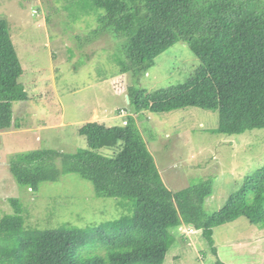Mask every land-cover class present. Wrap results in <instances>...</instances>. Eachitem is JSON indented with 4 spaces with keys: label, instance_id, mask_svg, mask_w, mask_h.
<instances>
[{
    "label": "trees",
    "instance_id": "16d2710c",
    "mask_svg": "<svg viewBox=\"0 0 264 264\" xmlns=\"http://www.w3.org/2000/svg\"><path fill=\"white\" fill-rule=\"evenodd\" d=\"M79 1L97 11L93 32L120 41L121 74L139 78L148 73L156 58L178 42L186 43L202 64L176 87L152 93L130 87L133 114L120 126L108 124L113 121L82 126L85 149L20 156L10 170L19 184L37 191L44 183L78 175L92 183L99 198L118 199L129 212L86 228L68 223L48 230L26 228L21 215L6 216L0 221V264H164L182 226L202 233L216 256V229L243 218L264 229V167L246 179L221 211L209 215L205 205L213 195V178L183 191L170 190L137 123L143 112L196 107L219 112L216 134L264 129V0ZM23 72L7 22L0 19V132L20 128L13 104L29 99L19 82ZM106 137L117 138L121 150L100 154ZM12 203L18 210V201Z\"/></svg>",
    "mask_w": 264,
    "mask_h": 264
},
{
    "label": "rangeland",
    "instance_id": "374dc122",
    "mask_svg": "<svg viewBox=\"0 0 264 264\" xmlns=\"http://www.w3.org/2000/svg\"><path fill=\"white\" fill-rule=\"evenodd\" d=\"M96 13L93 4L91 8L79 0L73 4L71 0H0V19L7 22L24 71L19 82L29 96L13 104L20 129L0 135V221L21 215L26 228L48 230L68 223L86 228L127 214L120 200L99 198L92 183L78 175L63 176L34 191L16 181L11 166L20 156L38 150L85 149L86 139L79 135L82 126L91 121L120 126L133 114L127 99L130 87L150 93L176 87L202 64L186 43L178 42L156 58L148 73L139 78L132 72L121 74L120 41L93 32L98 27ZM137 123L170 190L183 191L213 178V195L205 205L209 215L221 211L246 179L264 167V129L216 134L217 110L143 112ZM103 143L102 155L122 148L115 137H106ZM12 201H18L22 212ZM176 234L177 243L164 264H264V229L247 219L215 230L217 256L202 233L189 226Z\"/></svg>",
    "mask_w": 264,
    "mask_h": 264
},
{
    "label": "crops",
    "instance_id": "0c3cea01",
    "mask_svg": "<svg viewBox=\"0 0 264 264\" xmlns=\"http://www.w3.org/2000/svg\"><path fill=\"white\" fill-rule=\"evenodd\" d=\"M93 118H94V117H93ZM14 119H15V117H14ZM91 122H92V121H91ZM19 129H20V128H19ZM13 131H14V130H12V131H8V132H0V135H1V134H5V135H6V134H11V133H13Z\"/></svg>",
    "mask_w": 264,
    "mask_h": 264
},
{
    "label": "water",
    "instance_id": "95a60500",
    "mask_svg": "<svg viewBox=\"0 0 264 264\" xmlns=\"http://www.w3.org/2000/svg\"><path fill=\"white\" fill-rule=\"evenodd\" d=\"M127 99H128V101H129V97H128Z\"/></svg>",
    "mask_w": 264,
    "mask_h": 264
}]
</instances>
